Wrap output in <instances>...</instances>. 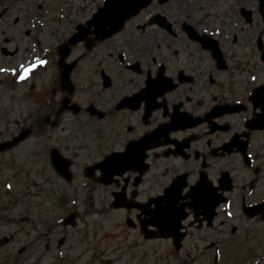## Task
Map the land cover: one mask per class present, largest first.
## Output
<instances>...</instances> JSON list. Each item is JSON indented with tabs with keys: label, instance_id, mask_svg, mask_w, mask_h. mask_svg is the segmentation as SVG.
I'll list each match as a JSON object with an SVG mask.
<instances>
[{
	"label": "flooded vegetation",
	"instance_id": "af4514ba",
	"mask_svg": "<svg viewBox=\"0 0 264 264\" xmlns=\"http://www.w3.org/2000/svg\"><path fill=\"white\" fill-rule=\"evenodd\" d=\"M183 12L181 5L160 11L173 33L163 24L150 23V17L138 22L136 17L110 39L92 41L89 35L65 55L58 49L71 34H58L47 46L46 65L32 75L28 91L37 99L47 97L37 104V109L46 107V114L34 108L28 114L33 121L30 135L4 147L0 156L14 153L23 141L46 130L45 139H38L39 155L30 151L32 159L39 156L45 166L47 180L55 175L75 186L80 198L105 200L121 193L122 201L149 202L145 214L129 205H110L113 224L121 230L116 241L143 239L141 224L149 220L162 224L169 234L176 232L174 240L155 239L171 248L173 242L178 244L185 263L264 264V118L256 117L262 110L258 96L251 99L264 83V62L255 39L258 64L250 68L256 72L244 84L237 74L241 66L230 70L222 49L217 54L207 42L202 47L183 32L184 25L196 29L188 18L182 20ZM131 23L132 36L121 38ZM8 76L2 75L1 90L11 87L16 100L23 82ZM20 119L24 117L7 123L2 116L0 144L23 132ZM77 149L89 157L94 152L95 160L80 165L84 160L75 154ZM110 161L142 171L135 183L138 172L129 170L122 178L114 175L108 186L98 184L95 175L86 177V168ZM61 164L69 169L68 181L57 169ZM12 173L15 176L16 170ZM79 176L86 181L80 183ZM61 199L53 209L62 207ZM152 201H158L155 208ZM4 224L0 216V233ZM49 247L46 242L44 248ZM213 250H219V256Z\"/></svg>",
	"mask_w": 264,
	"mask_h": 264
},
{
	"label": "rangeland",
	"instance_id": "374dc122",
	"mask_svg": "<svg viewBox=\"0 0 264 264\" xmlns=\"http://www.w3.org/2000/svg\"><path fill=\"white\" fill-rule=\"evenodd\" d=\"M188 1L190 4H187ZM7 2L10 3V0H7ZM101 3L102 0H24L11 4L12 8L10 9L6 7V16L0 23V69L7 70L10 75L9 79L15 80L26 75L21 71V66L31 69L28 73L35 68L43 67L44 63H40L41 56L47 51V46L53 43L58 34L69 36L74 25L77 23L83 24L86 19L88 20L91 13ZM178 5H181L184 10L180 14L182 20H187L188 18V21L198 31L211 34L214 38L218 30H222L228 35L226 42L221 40L222 50L227 58L230 59L228 61L230 70L233 64L241 66L237 74L240 80L248 85V79H251V76L256 72L250 70V68L254 69L258 64L254 41L261 30V26L256 27L255 2L253 0H174L168 4H151L149 9L144 11L142 15L145 14L146 16L153 11L159 12L165 8H175ZM4 6H7L6 0H0V10ZM70 6L72 7L70 15H66V11ZM59 7L60 9L58 10ZM63 7L64 9H62ZM240 8H246L253 12V21L250 24L245 23L239 16ZM62 10L63 14L61 13ZM221 17L223 19H219ZM224 20L225 23L223 22ZM209 22L210 25L207 27V23ZM132 30H134V27L132 24H128L119 36L121 38L132 36ZM52 31L56 34L49 35ZM35 38L38 40L39 45L35 43ZM234 54L236 59L234 58ZM263 76L264 73L262 74ZM1 79L2 76H0V82ZM114 79L117 81L119 78L116 76ZM11 91V87H7L6 90L0 89V119L3 116L8 122H12L18 116H20L19 118L24 117V119L19 120V124L27 127L32 124L30 123L31 120L28 119V114H31L34 108H36L37 112L46 114V107L40 106L37 109V104L41 103V101L45 103L47 97L37 99L32 94H25L27 91L25 88V93L24 89H21V95L17 96L16 100H13ZM43 96L45 97V92ZM1 127L2 122L0 121V129ZM45 132L46 130L37 136L31 137L34 138L35 143H33L32 139L28 138L16 148L14 153L11 154L9 152L7 155L0 156V182L3 179L8 180L11 169H16L18 173L25 171V177L37 179L35 181L31 178L34 183H28V180L24 181L25 178L23 179L21 175L16 179L15 184H6V188L5 184H2L6 191H3L0 185V209L6 210L5 216L7 219L3 235L14 234L13 232L17 230V227L13 225L14 221L20 217L28 216L27 221L21 223L20 227L26 230L23 233L27 235L31 229L29 233V238L31 239L40 230V234L37 236H43L39 239V246L42 248V244L48 235V231H45L47 218L48 221L51 219V223H57L59 218L74 210L77 214L79 213L77 228L74 231L57 228L53 232L55 239L59 238L60 235H66L67 238H70L69 242H72V245H68L67 248L74 250L75 246L80 245L77 248V252L81 253L80 259L74 258L76 256L74 252L69 253V257L73 259H69L66 264H98L95 262L98 256L102 258L101 261L116 258L119 261L117 264H176L174 258L165 257L166 244L160 241L152 240L145 242L144 246L141 243L136 247L133 246L127 249L115 247V245L110 243L111 228L109 227L113 223V214L109 212L107 215H96L95 212L97 211L95 210L97 209L105 211V213L107 212V208L99 206L101 203L99 200L92 199L91 201H87V196H83L82 199L76 198V193L79 190L75 186L71 188L70 184L59 180L55 175L48 178L46 187L43 185V182H39L40 172H43L44 168L41 167V164L39 165V162L35 164V162L31 161L33 157H31L32 153L30 150L34 153L40 151L38 139L42 138L44 140ZM93 153L89 157V153H83L79 149L75 151V154L80 157L79 160H84L83 162H79L80 165L90 160L94 161L95 157ZM6 163L7 166H2ZM31 164H35L36 167L28 169V166H31ZM43 176H46L45 173ZM79 179L83 180L80 176ZM72 180L75 183L79 181L77 175ZM43 181L46 182V180ZM74 182L72 184H75ZM20 183L23 193L18 198H14L16 197L14 196V192H18V188L21 186L19 185ZM25 183L28 184L25 185ZM8 185L11 187H8ZM26 188L28 191L25 192L24 189ZM73 189L75 191L72 194ZM28 194L31 196H29L30 198ZM22 195H24V198H21ZM61 198L65 200L63 204L69 203L65 208L66 210L53 209V204L57 203L56 200H62ZM60 212L62 213L60 214ZM19 246V242L9 245L5 249L6 254L1 257L3 259L2 262L12 264L7 258V254L13 253L11 256H15ZM40 248L36 249L37 255L31 258L34 264H50V260L46 257L48 254L43 248Z\"/></svg>",
	"mask_w": 264,
	"mask_h": 264
},
{
	"label": "water",
	"instance_id": "95a60500",
	"mask_svg": "<svg viewBox=\"0 0 264 264\" xmlns=\"http://www.w3.org/2000/svg\"><path fill=\"white\" fill-rule=\"evenodd\" d=\"M151 0H106L104 7L87 23L88 26L108 24L119 29L124 20L145 7ZM166 1V0H161ZM264 2V0H263Z\"/></svg>",
	"mask_w": 264,
	"mask_h": 264
},
{
	"label": "snow or ice",
	"instance_id": "6c2138e0",
	"mask_svg": "<svg viewBox=\"0 0 264 264\" xmlns=\"http://www.w3.org/2000/svg\"><path fill=\"white\" fill-rule=\"evenodd\" d=\"M40 63L43 64L44 61H41ZM30 70H31V69L23 68V66H21V71L24 72L25 74H27ZM0 71H2V69H0ZM20 78H21V79H24V78H26V75H25V76H21ZM8 187H11V186L8 185Z\"/></svg>",
	"mask_w": 264,
	"mask_h": 264
}]
</instances>
